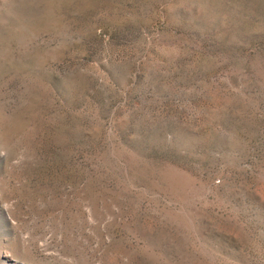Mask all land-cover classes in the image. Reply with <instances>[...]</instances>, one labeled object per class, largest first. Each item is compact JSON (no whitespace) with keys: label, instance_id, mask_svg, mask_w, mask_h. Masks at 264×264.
<instances>
[{"label":"rangeland","instance_id":"374dc122","mask_svg":"<svg viewBox=\"0 0 264 264\" xmlns=\"http://www.w3.org/2000/svg\"><path fill=\"white\" fill-rule=\"evenodd\" d=\"M0 264H264V0H0Z\"/></svg>","mask_w":264,"mask_h":264}]
</instances>
